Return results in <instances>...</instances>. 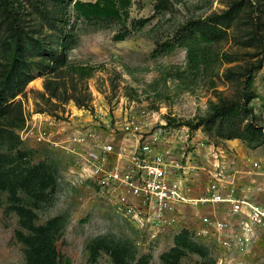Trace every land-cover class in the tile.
Segmentation results:
<instances>
[{
    "label": "rangeland",
    "instance_id": "obj_1",
    "mask_svg": "<svg viewBox=\"0 0 264 264\" xmlns=\"http://www.w3.org/2000/svg\"><path fill=\"white\" fill-rule=\"evenodd\" d=\"M74 1L0 0V80L19 29L49 45L54 28L64 29L55 37L68 34L61 48L68 64L95 68L79 83L91 93L94 110L79 108L73 100H47L48 75L37 76L34 69L37 77L17 98L21 108L0 120V155L7 160L0 173V264H31L24 217L37 227L59 218L54 246L71 264H138L143 258L144 264H264V233L247 254L193 235L195 251H184L176 263L173 256L163 259L176 245L180 229L157 238L137 230L95 193L68 182V156L36 137L46 129L65 135L75 126L91 124L92 118L120 123L130 114L144 131L186 126L195 143L204 138L222 145L227 139L215 131L188 123L207 116L220 97L242 100L245 91L255 96L250 105L256 123L264 126V0H133L125 24L79 18ZM191 22L212 38L207 52L214 61L199 68L190 64L185 46L167 51L169 44L192 35ZM124 31L126 39L118 40ZM259 64L246 89L247 71ZM238 140L264 151V144L259 148ZM99 238L92 259L89 245ZM51 256L46 250L45 260Z\"/></svg>",
    "mask_w": 264,
    "mask_h": 264
},
{
    "label": "built area",
    "instance_id": "obj_2",
    "mask_svg": "<svg viewBox=\"0 0 264 264\" xmlns=\"http://www.w3.org/2000/svg\"><path fill=\"white\" fill-rule=\"evenodd\" d=\"M190 130L186 126H160L144 131L136 118L127 114L120 123L110 120L103 124L92 118L91 124L75 126L65 135L64 132L55 135L46 129L36 137L61 147L68 156L65 172L68 182L95 193L110 204L117 215L152 238L177 229L183 205L229 204L232 215L245 216L242 232L231 244L244 251L253 243L257 232L264 231V205L233 193L223 194L221 179L213 181L208 194L201 198H190L185 189L171 179L172 169L183 168L185 153L195 142L189 135ZM177 150L182 153L176 161L173 158ZM253 165L259 166L257 162ZM203 221L209 228L218 227L221 231L229 226L208 217ZM205 232L209 234L210 230Z\"/></svg>",
    "mask_w": 264,
    "mask_h": 264
},
{
    "label": "trees",
    "instance_id": "obj_3",
    "mask_svg": "<svg viewBox=\"0 0 264 264\" xmlns=\"http://www.w3.org/2000/svg\"><path fill=\"white\" fill-rule=\"evenodd\" d=\"M132 4L133 0H75L73 10L79 18L85 20H112L125 24L130 18ZM198 24L191 22L192 35L188 38H182L179 44H169L167 50L170 52L177 46H185L188 51L189 62L194 68L214 61L207 52L212 38L208 33L199 31ZM61 30L65 32L64 29L59 28L57 30L54 28V35L49 40L50 45L43 38H35L26 30H16L12 38V60L7 72L3 74L0 80V120L21 108V102L17 99L18 96L25 93L28 84L37 76L44 75H48L45 83L49 92L47 100L53 97L64 103L73 100L79 108L94 110L91 93L81 86L79 87V83L91 77L95 68L68 64L61 50L67 43L68 34L63 37L64 39H61L59 33L58 37H55V34ZM126 36L127 31H124L117 35V39L122 41L126 39ZM261 67V64L254 65L247 71L246 89H249L253 83L256 69ZM34 69L38 70L37 76ZM254 97L247 91L243 94L242 100H228L220 97L218 102H212L207 116L200 118L196 124L189 122L188 125L194 128L203 126L206 131H215L227 140L242 139L252 146H260L264 144V126L256 123L257 116L254 107L250 105ZM40 112L46 111L42 109ZM6 161L4 156L0 155V173L5 171ZM15 192L16 190L12 192L13 196ZM58 221L59 218H54L46 225L37 227L24 217L22 225L29 230V235L25 241L26 255L31 264L36 263L35 261H38V264H71L70 259L57 252L54 246L58 233L56 229ZM193 235H195L193 231L182 229L175 238L176 245L169 252L163 254L162 258L176 257V263L184 251H195L197 243ZM102 239H95L89 245L92 259H95L96 245ZM48 249L51 250L52 256L46 261L45 254ZM145 261L146 258H143L138 264H144Z\"/></svg>",
    "mask_w": 264,
    "mask_h": 264
},
{
    "label": "crops",
    "instance_id": "obj_4",
    "mask_svg": "<svg viewBox=\"0 0 264 264\" xmlns=\"http://www.w3.org/2000/svg\"><path fill=\"white\" fill-rule=\"evenodd\" d=\"M181 153L177 150V155L173 159L177 161ZM185 154L186 158L182 160L181 165L183 168L172 169L170 176L173 182L185 189L190 198L206 196L210 184L221 179L220 189L223 194L233 193L236 197L249 198L264 205V151L242 145L238 139L216 145L200 138L196 143L193 142L191 149ZM254 162L259 166L254 167ZM204 217L214 222H225L229 226L223 231L218 227L209 228L203 221ZM244 219L245 216L232 215L230 205L227 203L183 205L180 209L177 229H189L205 241H218L227 249L233 248L247 254L252 245L262 237L264 231L257 232L253 243L246 250L241 251L233 247L232 239L241 234ZM208 229L210 233L206 234L205 231Z\"/></svg>",
    "mask_w": 264,
    "mask_h": 264
}]
</instances>
